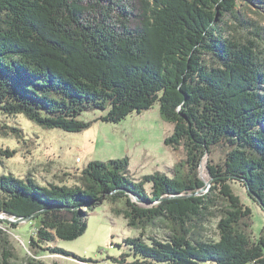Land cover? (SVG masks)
<instances>
[{
	"label": "trees",
	"instance_id": "trees-1",
	"mask_svg": "<svg viewBox=\"0 0 264 264\" xmlns=\"http://www.w3.org/2000/svg\"><path fill=\"white\" fill-rule=\"evenodd\" d=\"M262 21L264 0H0V115L81 133L157 104L173 125L165 145L184 152L170 175L139 181L129 178L126 157L63 174L71 185L0 173V214L34 216L27 264H43L36 258L46 252L76 259L50 245L80 237L103 200L140 231L124 241L140 258L132 264H264V230L253 239L251 210L231 186L257 195L261 205L247 193L264 211ZM95 111L102 115L78 119ZM22 135L0 127L2 137ZM13 154L0 149V164ZM204 157L212 183L199 192ZM212 220L217 239L205 236ZM152 229L163 230L144 234ZM4 237L1 263L16 264Z\"/></svg>",
	"mask_w": 264,
	"mask_h": 264
},
{
	"label": "rangeland",
	"instance_id": "rangeland-1",
	"mask_svg": "<svg viewBox=\"0 0 264 264\" xmlns=\"http://www.w3.org/2000/svg\"><path fill=\"white\" fill-rule=\"evenodd\" d=\"M261 24L264 25V21ZM95 112L82 113L78 119L88 121ZM5 126L19 128L23 135L19 139L14 136H0V149L14 151L12 157L2 158L0 173H11L18 178L30 176L42 184L46 182L58 183L62 180L65 184L71 185L74 183L71 177H65L63 174L74 173L93 160L106 162L129 157L131 159L129 168L131 172L128 176L132 180L134 179L133 174L135 177L138 175L133 166H139L143 162L141 158L144 155L148 160L154 161V166L158 165L160 170L164 169V173L167 175H170V171L165 170L163 156L168 155V152L173 154L174 165L184 158L182 149L173 150L172 153L168 149L169 147L167 148L163 144L161 140L163 134H166V137L171 135L173 125L160 118L157 104L140 114H131L118 126L102 125L100 128L97 125L84 131L98 134L94 143L87 146L82 142L84 132L67 133L59 129H42L22 115H0V127ZM117 133H120L119 137H116ZM79 142L85 148L88 147V153L87 151L84 154L78 152ZM142 149L143 152H141ZM219 156L220 152L217 150L212 158L216 161ZM206 163L207 157H204L199 168V177L206 184V188L202 192H207L212 183ZM154 166L149 164L145 168H141L139 172L152 173ZM135 181L139 180L136 179ZM231 186L242 203L251 210L252 237L257 240L261 231L264 230V211L247 196L246 189L241 183L234 181ZM145 190L149 192L150 186L145 185ZM122 205V202L116 204L117 207H122ZM112 206L108 200H103L89 213L87 228L80 237L72 241L56 240L50 245L69 252L76 259L51 255L46 252L41 253L36 260L43 264H120L114 260L122 257L126 264L140 260L139 257L133 256L130 247L124 243L126 239L138 237L140 231L129 228L121 216L114 215L111 212ZM140 206L148 207V204H140ZM30 222H19L17 219L0 214V231L6 236L4 238L9 243V251L14 256L11 263L27 264L33 256L29 252L28 242L35 228L34 225H30ZM13 225H16L17 228ZM162 230L152 229L144 234L146 236H159ZM205 234L208 238L217 239L214 220L207 223ZM2 245L3 238H0V264H2L5 255L2 252ZM200 264L213 263L201 262Z\"/></svg>",
	"mask_w": 264,
	"mask_h": 264
},
{
	"label": "crops",
	"instance_id": "crops-1",
	"mask_svg": "<svg viewBox=\"0 0 264 264\" xmlns=\"http://www.w3.org/2000/svg\"><path fill=\"white\" fill-rule=\"evenodd\" d=\"M102 114L101 113H94L93 114V117L91 118V119H89L88 121H92V120H94L95 118H98L99 116H101ZM127 119V118H126ZM125 119V120H126ZM121 123H119V124H116V126H118V125H120ZM97 125H99V127L100 128H102V125H112V124H106V123H101V122H95L94 124H92L91 125V127L90 128H88V129H91V128H93V127H95V126H97ZM87 129V130H88ZM86 131V130H85ZM84 132V131H83ZM85 134H83L82 135V142H84L85 144H86V146L87 145H92L93 143H94V141L97 139V135L98 134H93V133H89V132H84ZM120 136V133H117V135H116V137H119ZM165 138H166V134H163V136H162V138H161V140L163 141V144L165 145V143H164V140H165ZM79 144H80V148H79V150H78V152H82L83 154H84V152H86L87 150H88V147L87 148H85L83 145H82V143H80L79 142ZM166 146V145H165ZM167 147V146H166ZM168 148V147H167ZM171 152L173 151L172 149H170V148H168ZM141 152H143V149L141 150ZM87 153H88V151H87ZM173 153V152H172ZM164 157V160H165V164H164V167H165V170L167 171V172H169L170 170H171V168L174 166V157H173V154H171L170 152H168V155H164L163 156ZM128 159H129V167H128V169L130 168V162H131V159L129 158V157H127ZM142 163L139 165V166H137V165H134L133 167L135 168V170H136V172L138 173V175H136V177H135V174H133V177H134V179L133 180H140L143 176H145V175H148V174H152V173H155V172H161V173H164V169L163 170H160V168L158 167V165H155L154 166V161L153 160H148L147 159V157H146V155H144L142 158ZM147 159V160H146ZM145 160V161H144ZM93 161H95V160H93ZM89 163V162H88ZM153 165L154 166V170L152 171V173H141V172H139V170L141 169V168H145L147 165ZM131 172V169L129 170V173ZM166 174V173H165ZM132 177V178H133Z\"/></svg>",
	"mask_w": 264,
	"mask_h": 264
},
{
	"label": "water",
	"instance_id": "water-1",
	"mask_svg": "<svg viewBox=\"0 0 264 264\" xmlns=\"http://www.w3.org/2000/svg\"><path fill=\"white\" fill-rule=\"evenodd\" d=\"M211 181H212V179H211ZM205 188H206V184H205V186H204V188L202 189V190H200L199 192H202L203 190H205ZM247 193L252 197V198H254V200L259 204V205H261L262 204V202H261V199L257 196V195H255L254 193H252L249 189H247ZM131 197L132 198H134L135 200H133V202H135V203H137V204H148V203H146V202H143V201H141L140 199H138L135 195H131ZM160 200H162V199H160ZM33 217L34 216H30V217H25V218H19V219H17V221H19V222H29V221H32L33 220Z\"/></svg>",
	"mask_w": 264,
	"mask_h": 264
}]
</instances>
